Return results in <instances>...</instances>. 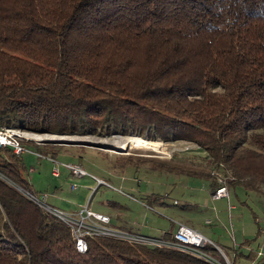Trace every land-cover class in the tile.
<instances>
[{
  "label": "trees",
  "instance_id": "16d2710c",
  "mask_svg": "<svg viewBox=\"0 0 264 264\" xmlns=\"http://www.w3.org/2000/svg\"><path fill=\"white\" fill-rule=\"evenodd\" d=\"M5 128L186 142L206 154L205 166L176 156L120 162L208 181L212 193L214 170L228 191L261 194L264 0H0ZM28 172L22 155L0 147V264H210L104 237L78 253L70 230L24 194H39ZM231 255L236 264L241 255Z\"/></svg>",
  "mask_w": 264,
  "mask_h": 264
},
{
  "label": "rangeland",
  "instance_id": "374dc122",
  "mask_svg": "<svg viewBox=\"0 0 264 264\" xmlns=\"http://www.w3.org/2000/svg\"><path fill=\"white\" fill-rule=\"evenodd\" d=\"M11 130L25 137L21 138L23 141L27 139L22 158L29 170L28 182L39 196H46V203L52 209L73 214L71 211L88 204L92 211L108 215L114 229L155 239L167 238L165 233L173 234L178 224H183L198 229L220 247L237 244L241 256L236 264H249L242 255L246 256L250 250L253 255L260 253L259 244L264 240V233H260L264 232V188L260 194L230 187L229 204L233 209L229 212L226 199H211L208 181L157 174L145 166L136 168L120 162V155L164 160L176 156V162L203 167L207 156L195 145L121 134L60 136L19 128ZM115 137L147 139L151 146L148 150L120 149L127 141ZM45 146L52 149L49 151ZM52 151L55 152L54 160L51 159ZM65 164L81 166L88 176H73ZM53 166L58 167V177L50 174ZM95 178L102 180L103 185L97 187ZM150 196L161 197L157 201L160 203L149 205ZM205 220H210V224ZM220 249L231 263L229 250ZM213 256L220 261L219 255ZM263 260L260 258L257 264H263Z\"/></svg>",
  "mask_w": 264,
  "mask_h": 264
},
{
  "label": "built area",
  "instance_id": "2783aa9c",
  "mask_svg": "<svg viewBox=\"0 0 264 264\" xmlns=\"http://www.w3.org/2000/svg\"><path fill=\"white\" fill-rule=\"evenodd\" d=\"M22 136V135H21ZM20 135H16L14 130L5 128L0 129V147H10L17 156H21L25 151V147L21 144L23 141ZM27 141V139H25ZM54 160V159H52ZM57 164V162L54 161ZM64 167L70 173L77 177L83 178L88 176L86 171L78 165L65 164ZM52 175L58 177L59 170L57 166H53ZM212 176L217 179L219 187L211 194L212 200L226 199L228 202V210L233 207L229 204V191L226 185V179L216 171L211 172ZM97 187L103 185V181L95 178ZM75 190V187H72ZM24 194L35 204H37L45 213L56 219L58 222L65 225L71 233L75 248L78 253H85L87 251V240L89 238L104 237L116 240L125 241L129 244H143L158 247L174 248L210 264H231L228 257L220 249L218 245L208 239L200 232L178 224L176 231L172 234V239H155L144 236L132 235L126 231L116 230L111 226V218L108 215H103L92 211L88 204L82 207L77 213L69 214L60 210L52 209L46 203V196L33 195L27 192ZM212 246L223 259L224 263L213 258L214 256L207 251V247ZM260 253H258L259 255Z\"/></svg>",
  "mask_w": 264,
  "mask_h": 264
},
{
  "label": "crops",
  "instance_id": "0c3cea01",
  "mask_svg": "<svg viewBox=\"0 0 264 264\" xmlns=\"http://www.w3.org/2000/svg\"><path fill=\"white\" fill-rule=\"evenodd\" d=\"M53 168V167H52ZM52 168H51V171H52ZM50 171V174H51V176H53L52 175V172ZM54 177V176H53ZM32 185V184H31ZM33 186V185H32ZM204 187H206L205 185H204ZM34 188V187H33ZM35 190V189H34ZM76 190V189H75ZM211 191V190H210ZM211 193H212V191H211ZM223 199H221V200H214V201H222ZM175 203V202H174ZM176 204V203H175ZM189 205H186V207H188ZM118 207H120L119 205H118ZM81 209V208H80ZM79 209V210H80ZM78 210V211H79ZM78 211H71V212H73V213H77ZM208 222H210V220H205V223L206 224H210V223H208ZM260 225V224H259ZM192 229H194V230H196V231H198V232H200L201 233V231H199L198 229H196V228H192ZM260 233H264V232H260ZM166 234V233H165ZM164 234V235H165ZM202 234V233H201ZM150 238H153V237H150ZM207 238H209V237H207ZM164 239H166L165 238V236H164ZM210 239V238H209ZM211 240V239H210ZM213 242V241H212ZM216 245H218L217 243H215ZM245 244H247V241H245ZM219 247H220V245H218ZM231 245L228 243L227 245H223V246H221V247H223L224 249H226V250H229V252L230 253H233V250H238L239 248H238V246H237V244H233L232 246L233 247H230ZM220 247V248H221ZM247 247V245L245 246V248ZM259 250H260V253H261V255L259 256L257 253H255L254 255H255V258L253 259V260H248L247 259V261L249 262V264H257V262H258V260L260 259V258H264V240H263V242H262V244L260 243L259 244ZM246 249H248V248H246ZM250 252H253L252 250H250ZM242 257H246V256H243L242 255ZM258 258V259H257ZM264 261V260H263ZM264 263V262H263Z\"/></svg>",
  "mask_w": 264,
  "mask_h": 264
},
{
  "label": "bare ground",
  "instance_id": "6f19581e",
  "mask_svg": "<svg viewBox=\"0 0 264 264\" xmlns=\"http://www.w3.org/2000/svg\"><path fill=\"white\" fill-rule=\"evenodd\" d=\"M115 139H124L127 141V144L125 146L120 145V149L133 148V149L148 150L149 146H151L150 142L147 139H142L138 137H131V138L115 137Z\"/></svg>",
  "mask_w": 264,
  "mask_h": 264
},
{
  "label": "water",
  "instance_id": "95a60500",
  "mask_svg": "<svg viewBox=\"0 0 264 264\" xmlns=\"http://www.w3.org/2000/svg\"><path fill=\"white\" fill-rule=\"evenodd\" d=\"M21 190V189H20Z\"/></svg>",
  "mask_w": 264,
  "mask_h": 264
}]
</instances>
